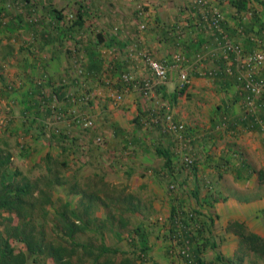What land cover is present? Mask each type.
<instances>
[{
  "label": "crops",
  "instance_id": "crops-1",
  "mask_svg": "<svg viewBox=\"0 0 264 264\" xmlns=\"http://www.w3.org/2000/svg\"><path fill=\"white\" fill-rule=\"evenodd\" d=\"M78 1L0 0V152L11 156L12 168L32 169L48 155L63 153L58 143L64 146L70 135L76 137L71 142L77 139L87 148L81 156L84 163L94 162V174L102 172L105 182L134 194L141 208L140 223L152 227L151 263L170 264L171 250L167 252L162 240L173 207L185 200L186 206L215 218L203 235L208 243L204 264H240L247 254L231 224L244 223L264 239V95L256 98V114L248 116L236 62H229L231 72L222 76L204 73L224 61L212 37L187 31L177 37L155 25L185 28L189 0H137L152 14L144 38L157 60H171L181 52L180 45L194 44L188 50L190 84L182 92L173 69L156 98L125 92L117 103L124 71L142 81L150 78L147 67L130 58L131 41L139 34L138 21L132 29L127 17L134 0H121L119 10L109 13L128 22L122 25L121 19L114 18L109 26L89 20H98V3L89 11ZM212 1L226 16L224 27L233 40L249 52L264 47V0ZM70 12L75 22L69 23ZM78 13L83 16L82 26L77 23ZM241 14L249 15L248 19H240ZM213 51L219 54L217 60L196 61L198 53ZM79 67L87 71L81 87L74 74ZM257 78L264 80V67ZM87 92L92 96L88 103L74 102ZM168 108L190 129L189 141L177 140L160 125L145 124L151 114ZM79 115L92 119L94 127L75 123ZM51 129L68 138L63 141L57 131L50 134ZM99 137L103 143L98 144ZM88 142L93 151L85 146ZM67 150L72 160L74 150ZM157 151L168 154L171 168ZM186 154L195 158L192 169L182 167ZM171 184L177 191H171ZM121 246L129 249L127 244ZM252 256L253 264H264V259Z\"/></svg>",
  "mask_w": 264,
  "mask_h": 264
},
{
  "label": "trees",
  "instance_id": "trees-1",
  "mask_svg": "<svg viewBox=\"0 0 264 264\" xmlns=\"http://www.w3.org/2000/svg\"><path fill=\"white\" fill-rule=\"evenodd\" d=\"M243 9H245V5L241 6V10ZM77 16V23L82 26V13H78ZM195 19L187 17L186 20L188 22L185 28H180L176 25H161L157 22L155 25L163 26L162 28L168 34H175L177 37L185 35L184 32L186 31L192 32L196 37L198 35L206 36L203 31L201 32L196 27ZM224 29L226 28L224 27ZM98 37L100 41H103L101 34H98ZM131 42H133L132 45L138 43L135 37ZM192 44L186 42L180 45L182 49H180L181 52L179 54H185L187 61L189 58L188 50H191L194 45ZM145 46L155 57L153 51L147 45ZM161 62H165V60ZM166 62L173 65L174 58L166 60ZM82 69L84 73L75 79L77 86L80 87L85 81V77H87V71L84 68ZM215 69L216 77L225 74L222 64H219ZM206 75L208 76L209 74L207 73ZM212 75H214L212 77H215V73ZM118 87L121 89L119 90L121 94H125V88L129 89L127 92H134L129 85L124 86L123 83L119 84ZM181 91L184 92L185 90ZM83 96L81 95L80 98ZM147 122L150 123L147 120L145 122L146 125ZM43 129H45L44 126ZM46 130L44 131L46 132ZM51 131V134H53L57 130L51 129ZM58 136L68 138L64 133ZM74 141L73 144H79L77 139ZM65 142L64 146H61V148H64L63 153L57 156L48 155L43 159V162L35 164L34 168H30V170L27 165L21 169L12 168L11 156L0 152V264H29L30 262L33 264H48L49 262L51 264H150L149 228L151 224L148 223L147 226L143 223L138 224L136 228L129 231L127 238L124 237L123 233L129 227V221L125 217V213L136 214L141 209L134 201L135 197L127 196L124 201H121L126 208L125 210H120L116 208L121 204L118 199L113 198L105 201L100 196L103 189H107L106 192H110L111 195H116L117 193H114L118 191L117 187H110L111 185L105 182V177L97 174L98 181H86L83 184H79L75 182L77 181L76 176L68 177L65 175V170L70 167L71 160L69 158L71 153H68L67 148L69 147ZM23 151L26 152L27 149L23 148ZM157 152L166 159L168 168H171V160L168 154L162 151ZM24 155L22 156L26 158ZM37 169L44 172L34 176L33 172ZM62 187L65 188L67 197H79L78 206L75 207L69 198L65 201L62 198L55 201V192ZM184 205H186L185 200L177 201L171 211L170 221L167 223L166 228L167 232L162 240V242L166 243L167 252L175 248V241L179 244V232L175 227V216L181 211V206ZM101 206L102 208L113 206L115 209L108 210L106 216L100 218L96 213ZM193 208L192 210L197 215L201 214L199 208ZM50 209L54 217L52 219L54 224L51 233L47 232L48 216L51 214ZM210 214L212 215V213ZM15 219H17L16 224L14 223ZM210 223L212 224V222ZM183 224L190 226L189 222L185 220H183ZM207 224L211 226V224ZM230 227L239 235L241 247L246 251V254H253L260 259H264V239L262 237L250 232L244 223L236 222L231 224ZM105 228L109 233H112V238L116 239L118 243L126 240L129 249H123L120 245H109L106 241L107 236L101 231ZM87 232L99 233V238H88L86 241H82L80 239L81 236H84ZM205 232L206 230H200L202 238ZM191 236L192 234L186 235L190 240L186 249L191 253V259L182 258L181 256L177 259L170 253V256L168 254L170 264H204L203 253L208 243L202 239L203 242L199 244L196 242L197 239ZM94 239L97 241H94ZM12 241L24 244L25 251H17L12 246ZM181 259L184 260L182 261ZM151 264L159 263L152 261Z\"/></svg>",
  "mask_w": 264,
  "mask_h": 264
},
{
  "label": "built area",
  "instance_id": "built-area-1",
  "mask_svg": "<svg viewBox=\"0 0 264 264\" xmlns=\"http://www.w3.org/2000/svg\"><path fill=\"white\" fill-rule=\"evenodd\" d=\"M186 13L187 17L196 18V27L204 35L210 36L218 44L219 48L222 49V69L224 66L225 74L231 72L228 67L229 62H236L240 67V72L237 75L236 79L238 82L243 84L244 94V105L245 112L248 116H254L256 114V98L264 95V80L257 78V74L264 67V47H260L254 52H249L244 45L233 40L228 32L223 28L226 22V16L222 10L214 4L212 0H191L187 5ZM249 15L241 14L240 19L246 20ZM138 18V29L139 34L136 38L137 44L132 45L130 51V58L142 62L148 69L150 78L148 80H140L135 73L131 71H124L120 76L119 83H123L124 86L129 85L134 92H140L147 96L148 98H156L157 90L161 88L168 79L169 73L171 70L175 69L178 72V88L180 90H186L190 84L191 69L187 66V59L185 54H177L174 56V64L170 65L169 62H161L157 60L153 54L145 46V36L144 34L149 28V23L152 18V14L149 10L143 8V6L138 8L137 11ZM76 16H70L71 20H75ZM69 22V23H70ZM218 52H211L207 55L198 54L196 56V61L202 63L204 60L214 61L218 59ZM186 64V65H185ZM84 73L82 67L77 68L74 71V74L79 77ZM205 74L212 77L215 73V70H205ZM110 84V83H108ZM126 84V85H125ZM129 89L125 88L127 92ZM90 93H84L82 98L76 99L74 102L88 103L91 100ZM124 99V94L118 93L116 97V102L120 103ZM264 107V104H261ZM150 121L149 125H160L165 132L173 134L176 136L177 140L181 138L189 141L190 129L179 120H176L172 112L168 110L160 109L158 113L151 114L148 118ZM74 122L78 125H81L85 128H93L94 122L92 119L79 115L76 116ZM98 144L103 142V139H97ZM195 158L191 155H185L183 159L182 167L185 169H192L195 165ZM171 191H177V186L171 184ZM192 209L193 207L181 206V211L175 216V227L179 232V244L175 241V248L171 251L174 258H190L191 253L189 252L187 246L190 243V240L186 235L192 234L191 237L197 239V243H202V236L200 235V230H206L207 223L210 222V212L199 209L201 214L197 215ZM183 220L189 222L190 226L183 224ZM187 240V241H184ZM182 261L184 259H181Z\"/></svg>",
  "mask_w": 264,
  "mask_h": 264
},
{
  "label": "rangeland",
  "instance_id": "rangeland-1",
  "mask_svg": "<svg viewBox=\"0 0 264 264\" xmlns=\"http://www.w3.org/2000/svg\"><path fill=\"white\" fill-rule=\"evenodd\" d=\"M80 2L85 8L86 10L88 9L89 11H91V7L94 3H98L99 7H98V10H99V13L100 16H98V20H94L92 17L89 19L91 24L93 22H95V24L97 23H100V24H103L105 26H109V24L111 23V21L113 22V19H121L119 22L122 23V25H125L124 23L125 22H128L126 19L122 18V15H118L119 18H117V16L115 15H109V13H111L112 11H115V9L119 10L117 7L121 6V0H81V1H78ZM135 2V3H134ZM133 2V5L131 4L132 7H129V8H132V10L130 11V13L127 15V17H129L131 20L129 22V27H131L132 29L133 28H136V24H137V21H138V18L136 19L137 17V10L139 7H141V4L142 2H137V0H134ZM143 8H145V6H143ZM147 9V8H145ZM68 14V13H67ZM74 15L73 12H70L68 15H67V18H68V21H70V16ZM128 18V19H129ZM71 21H74V20H71ZM57 130V134L60 135V131L59 129H56ZM52 132V131H51ZM50 132V134H51ZM61 138H63L65 140V136H61ZM73 138H76V137H72L70 135V141L69 143L67 144H70L72 145L70 148L71 151L74 152V157L72 160H70V167L65 170V175H67L68 177L70 176H76L77 178V181L75 182H78L79 184H83L85 183L86 181L87 182H96L98 181L99 179H97L96 175L97 174H94V171L96 170V168L94 167V162L92 163H89V161H87V163H84V159L82 158V154L84 155V151H87V148H82V145H84L83 143H79V144H73L71 141ZM103 143V142H102ZM59 144V147H61L60 143ZM85 146H87L89 148V151H93V149L91 148L89 142L87 144H85ZM79 153V154H78ZM62 159H65V158H62ZM34 165H32V168ZM30 170V168H29ZM41 172H44V171H41L40 169H37L33 172V175L34 176H37L39 175ZM102 173V172H101ZM99 174V176H101L102 174ZM74 174V175H73ZM72 178V177H71ZM112 187V186H110ZM107 189H103V191L100 193V196L103 200L105 201H108V200H112L113 198L114 199H118L119 202L121 203V201H124V199L127 198V196H133L134 197V194L132 193H129L127 192L126 190H118V191H115L114 194L116 195H111L110 192H106ZM112 191V190H111ZM114 191V190H113ZM59 198H62L64 201L66 199H68L69 197H67V193L65 192V188L62 187L60 188V190L58 189L56 192H55V196H54V199L55 201H57ZM72 200L73 204L76 206H78V199L76 197H71L69 198ZM136 201V200H134ZM58 203V202H57ZM116 208H119L120 210H125V206H123V204H119L118 207ZM115 209V207L111 206L109 208H102V206L100 207L99 211L96 213L97 216H99L100 218H104V216H106L108 210H113ZM148 209V208H146ZM51 210V209H50ZM140 212V211H139ZM52 210H51V214L48 216V224H47V232L51 233V229L53 228V222H52V219L54 218L53 215H52ZM125 217H127L128 221H129V227L127 230H124L123 233H124V237L127 238L128 234H129V231H132L134 228H136V226L138 224H140V220L138 219V216H137V213L136 214H132V213H125ZM215 220L214 216H210V221L212 222V224L214 223L213 221ZM15 224L17 223V219L14 220ZM144 225H148V223H143ZM101 231L104 232V234L107 236L106 238V241L109 245H113V246H118L120 245L121 248L125 249V247L121 246V244L125 245L127 244L126 242H121V243H118V241L114 238H112V233H109L107 231V229H102ZM106 232V233H105ZM95 237H98L99 238V233H93V232H87L84 236H81V240L82 241H86L88 238H95ZM94 241H97L96 239H94ZM12 246H14L16 248L17 251H20V250H24L25 251V245L22 244V243H19V242H15V241H12ZM254 263V260H253V256L252 254H247V255H243L240 259V264H253ZM29 264H33L32 262H30ZM48 264H51V262H49Z\"/></svg>",
  "mask_w": 264,
  "mask_h": 264
},
{
  "label": "clouds",
  "instance_id": "clouds-1",
  "mask_svg": "<svg viewBox=\"0 0 264 264\" xmlns=\"http://www.w3.org/2000/svg\"><path fill=\"white\" fill-rule=\"evenodd\" d=\"M138 11V10H137ZM70 22V21H69ZM72 22H75V20L74 21H72ZM72 22H70V23H72Z\"/></svg>",
  "mask_w": 264,
  "mask_h": 264
}]
</instances>
